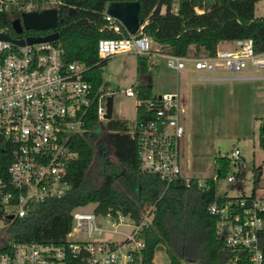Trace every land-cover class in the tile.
<instances>
[{
  "label": "built area",
  "instance_id": "built-area-1",
  "mask_svg": "<svg viewBox=\"0 0 264 264\" xmlns=\"http://www.w3.org/2000/svg\"><path fill=\"white\" fill-rule=\"evenodd\" d=\"M18 5L19 0H1L7 12ZM45 5L59 11L64 2L47 0ZM21 8L23 12L33 10L31 4ZM105 18L110 29L121 31L118 19L107 11ZM147 23L143 21L134 34L127 31L124 37L100 38L99 58L133 53L147 57L151 70L156 59L162 57L171 69L194 73L198 81L264 79L238 75L264 72V51H256L253 38L223 41L228 46L219 44L212 55H178L155 47L152 37L144 32ZM57 41L21 46L0 39V264H148L142 233L151 224L153 207L139 219L121 209L98 211L94 203L91 210L86 209L89 204L76 207L63 244L11 235L15 220L28 216L35 204L62 198L72 189L68 172L77 156L72 150L73 139L88 131L93 114L100 122L106 120L108 98L113 95L115 99V92L103 83L95 86L90 66L66 61ZM214 73L231 76L211 75ZM137 85L126 88L125 94L136 100L137 116L141 109L146 116L140 121L136 117L128 131L138 141L140 169L158 176L168 187L184 179L180 161V141L185 134L181 97L176 91L141 98ZM227 156L234 164L241 160V151L236 149ZM190 179H184L188 185ZM218 180V175L211 179L216 195L208 211L217 216V232H225L222 239L227 246L238 251L229 264H264V186H254L252 192L244 191L240 196H227L218 193ZM226 180L244 184L233 174ZM208 181L197 179L198 186L205 190L212 186Z\"/></svg>",
  "mask_w": 264,
  "mask_h": 264
},
{
  "label": "trees",
  "instance_id": "trees-1",
  "mask_svg": "<svg viewBox=\"0 0 264 264\" xmlns=\"http://www.w3.org/2000/svg\"><path fill=\"white\" fill-rule=\"evenodd\" d=\"M47 0H19V5L7 12L0 0V31L17 35L12 21L21 16L22 6L32 5L41 11ZM58 27L48 31L29 30L24 34L43 35L59 32L58 43L65 60L80 61L91 67L96 87L103 83L100 67L105 60L97 53L100 38L128 35L121 24L119 33L108 27L107 6L121 0H62ZM140 2V17L147 20L144 32L152 37L163 51L178 55L214 54L223 41L253 38L257 52L264 51V16L256 15V4L261 0H179L178 11L174 0H127ZM150 63L147 57H138L137 90L141 98H152ZM146 116L138 114L140 121ZM101 122L93 114L84 134L73 139L72 150L77 153L69 166L72 189L62 198L35 204L26 217L15 220L11 235L43 243L63 244L73 224L72 211L79 206L97 204L98 211L131 212L137 219L153 207V217L143 230L146 239V261L155 264L160 245L165 246L168 264H229L238 251L229 248L218 236V218L208 211L216 195L215 185L205 190L196 178L189 185L178 179L168 187L156 175L140 169L137 138L129 133V126L121 119H111L106 133H97ZM264 135V123L261 127ZM111 152L113 160L108 157ZM106 158L95 175L92 168L97 159ZM217 175L224 178L231 171L228 156L216 158ZM238 176L241 172L237 173ZM261 187V178H255ZM240 253V252H239Z\"/></svg>",
  "mask_w": 264,
  "mask_h": 264
},
{
  "label": "rangeland",
  "instance_id": "rangeland-1",
  "mask_svg": "<svg viewBox=\"0 0 264 264\" xmlns=\"http://www.w3.org/2000/svg\"><path fill=\"white\" fill-rule=\"evenodd\" d=\"M179 0H174L178 5ZM264 0L257 2V8ZM263 11L259 16H264ZM258 10V9H257ZM257 15V16H258ZM160 48L159 45H155ZM205 53V52H201ZM137 55L121 53L105 60L100 70L103 86L115 92L114 110L111 119H121L133 128L136 122V100L125 94V89L139 83ZM150 70L152 94L160 97L164 93L180 94L183 104L182 123L185 134L180 141V161L184 179H214L217 177L216 158L241 151V160L231 164L235 180L241 179L243 186L228 183L226 177L218 180V193L240 196L250 193L255 186V178L264 184V79H233L198 81L194 73L177 72L168 67L166 59L158 57ZM213 76H231L230 73H214ZM240 76H264V72H243ZM110 120H102L97 133L107 131ZM108 157L113 160L111 152ZM106 158L97 159L92 168L95 175ZM241 172L238 177L237 173ZM94 204L86 209L91 210ZM224 231L218 236L223 238ZM155 264H168L165 246L160 245L155 255Z\"/></svg>",
  "mask_w": 264,
  "mask_h": 264
},
{
  "label": "water",
  "instance_id": "water-1",
  "mask_svg": "<svg viewBox=\"0 0 264 264\" xmlns=\"http://www.w3.org/2000/svg\"><path fill=\"white\" fill-rule=\"evenodd\" d=\"M213 4V0H208L207 5ZM140 2L138 1H114L108 5L107 12L118 19L126 28V30L134 34L136 33L143 20L140 17ZM62 21L59 17L57 8H45L41 11L32 10L22 12L19 18L12 21V25L16 33H22L24 30L48 31L58 27ZM60 38L59 32H50L46 35L27 36L26 38H13L11 35L0 32V39L12 41L18 45L32 44L36 42L54 41ZM114 110V96L108 98L107 119L112 118ZM12 218V216H11Z\"/></svg>",
  "mask_w": 264,
  "mask_h": 264
},
{
  "label": "crops",
  "instance_id": "crops-1",
  "mask_svg": "<svg viewBox=\"0 0 264 264\" xmlns=\"http://www.w3.org/2000/svg\"><path fill=\"white\" fill-rule=\"evenodd\" d=\"M178 6H179V1H178V5L177 6H175L174 4H173V10L175 11V12H177L178 11ZM262 6H264V4H262L261 6H260V8H257V5H256V15H260V13H262ZM107 8H108V6H107ZM258 9V10H257ZM258 15V16H259ZM220 46H228V43L227 42H221L220 43ZM159 47H161V46H159Z\"/></svg>",
  "mask_w": 264,
  "mask_h": 264
},
{
  "label": "flooded vegetation",
  "instance_id": "flooded-vegetation-1",
  "mask_svg": "<svg viewBox=\"0 0 264 264\" xmlns=\"http://www.w3.org/2000/svg\"><path fill=\"white\" fill-rule=\"evenodd\" d=\"M26 31H29V30H24L22 33H17V35H13L12 37H14V38H24V37H27V36H33V34H27V35H25L24 33L26 32ZM35 35V34H34Z\"/></svg>",
  "mask_w": 264,
  "mask_h": 264
}]
</instances>
